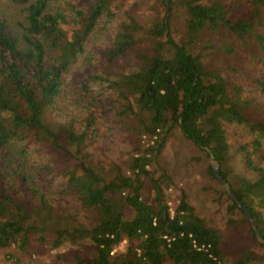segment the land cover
<instances>
[{
  "label": "trees",
  "instance_id": "trees-1",
  "mask_svg": "<svg viewBox=\"0 0 264 264\" xmlns=\"http://www.w3.org/2000/svg\"><path fill=\"white\" fill-rule=\"evenodd\" d=\"M115 1L9 0L14 19L0 15L4 258L16 263L33 242L54 248L85 241L87 251L70 254L69 264H264V245L223 187L226 224H248L244 238L208 224L183 188L170 205L174 183L160 163L172 137L208 149L264 237V116L254 101L264 98V0H143L146 17L123 14L103 51L107 62L129 64L73 71L90 36L115 15ZM205 29L226 37L217 45L200 40ZM229 55V63L221 61ZM100 113L112 115L128 138L121 160L90 152ZM229 123L246 127L236 151L249 174L230 163ZM27 146L39 156L35 176L20 168ZM206 171L215 178L211 165ZM53 177L60 194L50 198L37 182ZM63 195L77 202L79 214L63 209Z\"/></svg>",
  "mask_w": 264,
  "mask_h": 264
},
{
  "label": "rangeland",
  "instance_id": "rangeland-1",
  "mask_svg": "<svg viewBox=\"0 0 264 264\" xmlns=\"http://www.w3.org/2000/svg\"><path fill=\"white\" fill-rule=\"evenodd\" d=\"M112 10L115 15L110 21L105 23L104 27H99L90 36L85 51L77 65L73 67V71L86 68L90 71L101 69L105 72H113L129 64L130 58H116L107 62L103 51L109 46L115 24L123 14L128 12L141 21L146 17L149 9L143 0H116ZM14 13H17V11L9 5V0H0V15L7 16L9 20H12L14 19L12 17ZM225 37L226 34L223 31L205 29L199 39H207L217 45ZM238 51L244 50L239 49ZM232 56L229 55L221 61L229 63ZM83 58L86 59L83 60ZM228 75L231 78H236L234 74L229 73ZM254 101L257 102L256 114L264 116V98L262 95L256 94ZM111 118L112 115L100 113L101 122L98 128V137L89 145L93 156L103 161L123 159L129 145L128 138L121 135L119 129L112 125ZM226 131L231 158L230 163L233 170L241 174H249L250 171L245 169L239 162V154L236 151V146L248 137L246 127L243 124L229 123ZM27 148L31 150L27 156L28 160L20 168L27 175L35 176L32 170L33 166L39 161V156L32 151V146H27ZM8 153L10 154L12 151L8 150ZM6 158L11 159L12 156L8 155ZM213 162L214 160L209 155V152L206 149L199 148L190 139L183 137L170 138L166 142L160 157V163L169 173L174 183V187L170 186L167 188L169 204L173 203L178 188H183L188 201L194 206L196 212L204 217L208 224L220 229H230L231 233L236 235L237 238L239 236L244 238L247 235L248 224L237 223L236 226L232 227L226 224L228 216L226 211L227 200L224 194L221 193L222 185L218 180L209 176L206 171V166L211 165ZM44 181L48 182V186H46L47 184ZM37 183L41 184L42 189L50 198L60 194L56 189L57 186H60L58 177H53V179L44 178L42 182L38 181ZM59 199H61V205L64 210L74 211L79 214V206L71 196L63 195ZM233 216H238V213L236 212ZM255 238L257 242L261 243L257 237ZM123 244L124 241L119 244V247H122ZM252 245L255 246L256 253L262 252V246L257 243H252ZM87 246L88 244L85 241L79 243L66 241L54 248L48 247L47 243L33 242L28 247V251H31L30 255H27L28 253L20 254L16 263H13L12 260H6L4 258L5 249H0V264H69L67 257L75 251H87Z\"/></svg>",
  "mask_w": 264,
  "mask_h": 264
},
{
  "label": "water",
  "instance_id": "water-1",
  "mask_svg": "<svg viewBox=\"0 0 264 264\" xmlns=\"http://www.w3.org/2000/svg\"><path fill=\"white\" fill-rule=\"evenodd\" d=\"M208 150V149H207ZM213 158V155H210ZM214 162L211 164V169H212V173L214 175V177L220 182V184L222 185V187L224 188V190L226 191V193L228 194V196L230 198H232L233 200L236 201V204L238 205V207L241 208L242 212L244 213V215L246 216V218L250 221L251 227L255 233V236L260 240V242L264 245V237L262 236V234L260 233V231L258 230L255 222L253 221L252 217L250 216L248 210L246 209V207L242 204V202L240 200H238L235 196V194L232 192V190L229 187V184L226 182V180L222 177V175L219 173L218 171V162L216 159H214Z\"/></svg>",
  "mask_w": 264,
  "mask_h": 264
}]
</instances>
